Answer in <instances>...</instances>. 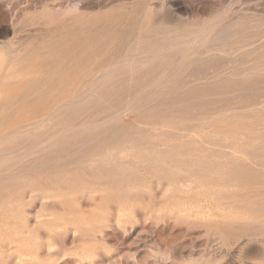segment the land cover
<instances>
[{
	"label": "rangeland",
	"instance_id": "1",
	"mask_svg": "<svg viewBox=\"0 0 264 264\" xmlns=\"http://www.w3.org/2000/svg\"><path fill=\"white\" fill-rule=\"evenodd\" d=\"M0 264H264V0H0Z\"/></svg>",
	"mask_w": 264,
	"mask_h": 264
},
{
	"label": "bare ground",
	"instance_id": "2",
	"mask_svg": "<svg viewBox=\"0 0 264 264\" xmlns=\"http://www.w3.org/2000/svg\"><path fill=\"white\" fill-rule=\"evenodd\" d=\"M210 29H211V28H210ZM165 48H166V47H165ZM159 50H160V49H159ZM161 53H162V52H161ZM157 57H158V55H157ZM113 58H114V57H113ZM62 59H63V57H62ZM90 63H91V62H90ZM105 73H106V72H105ZM94 154H95V153H94ZM101 154H102V153H101ZM101 154H97V155L100 156ZM94 157H95V156H94ZM91 158H92V156H91ZM101 159H102V161H103V158H101ZM101 159H100V160H101ZM95 161H96V160H95ZM98 161H99V160H98ZM104 161H105V159H104ZM85 162H86V161H85ZM97 164H98V162H97ZM34 252H35V251H34Z\"/></svg>",
	"mask_w": 264,
	"mask_h": 264
}]
</instances>
